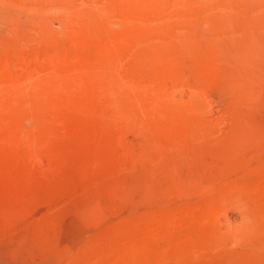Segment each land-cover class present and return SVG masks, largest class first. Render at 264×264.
<instances>
[{"label":"rangeland","instance_id":"374dc122","mask_svg":"<svg viewBox=\"0 0 264 264\" xmlns=\"http://www.w3.org/2000/svg\"><path fill=\"white\" fill-rule=\"evenodd\" d=\"M0 264H264V0H0Z\"/></svg>","mask_w":264,"mask_h":264}]
</instances>
